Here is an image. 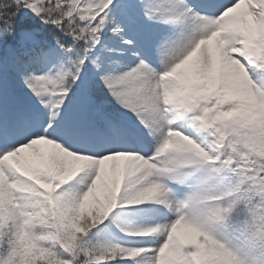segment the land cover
<instances>
[{"label": "snow or ice", "instance_id": "6c2138e0", "mask_svg": "<svg viewBox=\"0 0 264 264\" xmlns=\"http://www.w3.org/2000/svg\"><path fill=\"white\" fill-rule=\"evenodd\" d=\"M0 264H264V0H0Z\"/></svg>", "mask_w": 264, "mask_h": 264}]
</instances>
